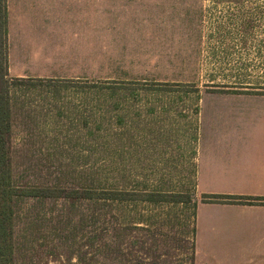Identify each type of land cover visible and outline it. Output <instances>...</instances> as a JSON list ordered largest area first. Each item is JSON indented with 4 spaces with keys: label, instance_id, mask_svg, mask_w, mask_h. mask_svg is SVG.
Returning <instances> with one entry per match:
<instances>
[{
    "label": "rangeland",
    "instance_id": "rangeland-1",
    "mask_svg": "<svg viewBox=\"0 0 264 264\" xmlns=\"http://www.w3.org/2000/svg\"><path fill=\"white\" fill-rule=\"evenodd\" d=\"M43 2L38 18L14 4L12 12L48 47L87 52L101 67L8 68L15 173L31 182L97 188L126 181L184 192L191 203L118 206L108 213L99 206L93 217L79 209L62 213L59 201H33L19 223L20 260L190 264L191 155L216 98L264 92V0ZM20 71L32 78L16 80ZM137 213L149 219L148 228L129 227ZM107 219L113 228L105 259L103 241L89 236Z\"/></svg>",
    "mask_w": 264,
    "mask_h": 264
},
{
    "label": "crops",
    "instance_id": "crops-1",
    "mask_svg": "<svg viewBox=\"0 0 264 264\" xmlns=\"http://www.w3.org/2000/svg\"><path fill=\"white\" fill-rule=\"evenodd\" d=\"M13 4L18 12L35 10L37 18L44 8L43 0H7L9 70L61 68L62 62L101 67L87 52L48 47L26 30L29 24L19 23ZM17 77L32 76L20 71ZM215 101L191 155L195 264H264V202L252 201L264 197V93L224 94Z\"/></svg>",
    "mask_w": 264,
    "mask_h": 264
},
{
    "label": "trees",
    "instance_id": "trees-1",
    "mask_svg": "<svg viewBox=\"0 0 264 264\" xmlns=\"http://www.w3.org/2000/svg\"><path fill=\"white\" fill-rule=\"evenodd\" d=\"M8 5L7 0H0V264H23L20 260V245L18 240L19 223L22 211L28 208L33 201L53 200L62 202V213L79 211L97 213V207H102L105 213L113 211L114 207H138L143 203L156 205L168 204L171 207L179 204L191 203L190 198L184 192L163 191L160 189L135 188L123 182L119 187L97 188L86 184L63 185L39 181H28L20 178L15 173L12 157L13 140V104L11 96V80L8 76ZM32 77H16L18 81L31 79ZM14 79V78H12ZM264 93V92H262ZM207 197L210 195H206ZM253 202H264V197H252ZM197 203H193V218ZM79 209V210H78ZM136 221L129 220V227L137 229L148 228V220L137 213ZM81 220V219H80ZM107 225L99 233L89 236L95 240L103 241L105 259L111 256L112 222L107 219ZM195 223L191 232L193 242L189 249V263L195 264ZM190 236H186L189 239ZM134 244V242H133ZM103 256V257H104ZM79 263L82 256H78ZM147 259L137 260L135 264H146ZM82 264V262H81ZM152 264V263H149ZM154 264V263H153Z\"/></svg>",
    "mask_w": 264,
    "mask_h": 264
}]
</instances>
